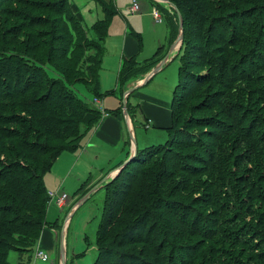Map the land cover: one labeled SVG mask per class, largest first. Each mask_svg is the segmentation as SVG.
I'll return each instance as SVG.
<instances>
[{
    "label": "trees",
    "instance_id": "1",
    "mask_svg": "<svg viewBox=\"0 0 264 264\" xmlns=\"http://www.w3.org/2000/svg\"><path fill=\"white\" fill-rule=\"evenodd\" d=\"M13 1L54 11L58 31L63 32L57 35L52 20L23 7L0 10V264H11V250L20 254L17 264H28L24 255L31 253L48 223L45 173L63 150L80 146L83 125L95 127L103 117L104 111L81 97L76 85L85 84L95 98H103L99 73L105 50L103 37L87 35L77 3ZM170 1L182 13L184 28L170 136L165 143L138 147L134 159L102 185L105 196L93 264H264V237L255 235V224L245 222L242 212L256 221L254 205H244L264 194L253 193L246 200L242 184L249 179L228 174L234 166L240 176L243 157L240 145L229 146L230 134L248 126L245 136L251 139L262 126L251 106L258 99L264 102V0ZM111 2L103 0L107 16L94 23L101 34L113 13ZM37 24L48 26L51 33L34 31ZM169 26L173 42L178 35L173 17ZM132 34L140 39L137 31ZM161 51L162 46L143 62L135 55L125 58L120 83L125 87L147 73L163 58ZM95 184L85 181L79 196ZM191 187L193 194H202L193 195L194 204L206 205L212 213L204 215L206 211L181 203L180 196ZM238 201L242 211L227 215ZM160 206L163 211H156ZM165 208L172 209L176 223L167 219ZM186 236L189 241H182Z\"/></svg>",
    "mask_w": 264,
    "mask_h": 264
},
{
    "label": "rangeland",
    "instance_id": "2",
    "mask_svg": "<svg viewBox=\"0 0 264 264\" xmlns=\"http://www.w3.org/2000/svg\"><path fill=\"white\" fill-rule=\"evenodd\" d=\"M71 1L80 6L89 38L99 40L103 37L102 45L105 50L99 73V86L101 91L104 93L103 98H99L102 104L96 102V98L92 95V89H90L91 87L89 88L85 84H77V92L81 97L90 101L93 106L104 111V108L107 110H113L122 105L121 111L124 112L126 108L128 114L134 116L139 110V115L134 120L135 133L133 135V138L139 145L138 147L144 148L152 144L165 143L170 136L167 129L170 125L166 127L165 125L158 126L156 125V123H158L156 118H159L160 120L164 119V121H166L167 118L170 119L171 102L174 97L175 88L179 82L180 59L178 55L182 53L183 48V40L180 45H177L175 48L173 47V44L180 36L181 29V21L174 4L170 0H137L140 5L142 4L141 9L138 12H133L131 6L134 4V0H112V5L110 7H113V13L109 16L106 33L101 34L95 30L94 23L100 19L104 20L107 16L103 0ZM151 1L154 3V6L151 5ZM12 5L19 8L23 7L29 10V13L32 15H45L47 22L48 19L50 21L52 20L50 24L53 26V32H57V35L59 34L60 31H58V23L56 24L54 21V19H59V17L54 11L48 10L46 7L43 8V6L26 7L21 3H15L13 0H7L0 3V10L5 6L10 7ZM153 7H159L161 9L164 17L163 22L155 20L152 13ZM208 12L211 15H214L212 10H208ZM165 16L167 18H165ZM170 17H173L175 23L178 25V35L173 42H168V21H170ZM59 25L60 28L63 29L62 22L59 23ZM47 27L48 26L42 24H37L33 25L32 29L34 31L39 29L47 31L46 29H48L49 33H51L52 30ZM194 27L195 33L197 25ZM132 29L139 33L140 39L132 34ZM60 33L63 32L61 31ZM64 33L66 34V32ZM128 45L134 49L133 51L136 53V58L139 61H144L145 59L152 57L161 46H163L162 56H164L147 73L141 75L135 80H130L127 84L132 85L125 89V87L118 80V76L123 64L122 59L124 49ZM192 54L195 55L197 52H192ZM168 57L171 58L164 63L163 68L156 75H154L149 82L140 85L138 89L136 88L135 91L130 93V96H128L129 99L127 97V103L125 106V90L129 91L138 82L144 80L146 76L150 75L152 71H154L155 68ZM260 87H264V71L262 79L260 80ZM204 97L202 99H204ZM139 105H141V107ZM138 107H140L145 113H142L141 109H138ZM251 107L254 109V112L258 117L260 125H262L253 132V138L249 139L245 136L248 126H245L243 131L233 132L230 134L232 135L231 137H229L230 135L228 136L229 146L234 145L235 147H238L240 145L239 155H243L239 168L240 176H237L238 170L234 166L229 168L230 172L228 174L238 178L243 177L245 179H249L248 183L243 182L242 184V188L244 189L243 195L246 200L248 197H251L253 193L256 195L258 193L264 194V167L261 166V162H264V102H262V99H258L257 104ZM146 112L153 116L156 122H150V126L148 127L146 126ZM82 129L84 131V135L81 138L80 146L76 149L63 150L57 157L51 170L46 172L44 175L47 189L50 192V201L47 209V220L49 221V224H59V226L62 227V225L65 224L67 216L69 217L70 211L72 213V209L76 207L84 197V194L81 197L78 194L83 183L88 181L89 185L91 182H95L101 178V170L104 169L107 171L110 166L112 167L116 165L123 157H125V152L130 150V143L132 141L129 137V133L126 135V144L121 141V143H118L117 146H114L111 143L107 145L105 143L106 141L100 137V134H94V127L86 128L83 125ZM221 138H224V136H221ZM207 140L211 141L209 138H207ZM219 140L220 139H218V141ZM233 152L235 153L234 149ZM236 159H238V156ZM232 164L233 162L229 163V165ZM151 165L152 163H150L149 166ZM171 165L175 167L177 164L173 163L172 160ZM172 166H169V169L173 171L174 168ZM179 174L185 177L187 176V174L181 170L179 171ZM217 175L218 174H216V176ZM200 179L202 180V178ZM99 182L100 183L98 185H96L97 183L95 184L94 187H96V190L92 192L91 196L71 214L65 227L63 241H65V250L69 254V264H93L97 258V230L102 217V203L105 196L104 189L100 187L101 185H104V182ZM196 183L197 182L194 184ZM251 183H255V186H251ZM250 187H256V191L252 192L253 190ZM92 189L93 187L85 194L89 193ZM194 191L195 190L191 187L189 192L182 194L180 196V200L182 201L181 203L185 206L198 209L201 213L206 211L204 215H209V212L212 213L210 207L206 205L194 204ZM62 193H66L68 195V199L61 207L58 201V196ZM201 195L202 194H196L195 197ZM222 196L223 194H221V197ZM257 198L258 199H254V201H246L244 205V207L246 204L254 205L256 221H252L251 216L246 215V211H242L243 205L240 201H238L235 208H232L230 211L227 209L225 213L232 216L236 215L238 211L244 212L245 222L251 221L255 224V235L257 236L259 233L264 237V197ZM217 207L220 209L219 206ZM161 209L162 206L157 208L156 211H161ZM214 209V211H217L216 208ZM171 212L172 209L170 208L164 209V214H166L167 219L170 218L171 221L176 223V219L171 216ZM216 217L217 214H215V218ZM170 227L171 223H169V228ZM50 228L53 232L56 231L57 235L60 233V229L52 226H50ZM161 229L164 230L163 232H166V228L161 227ZM50 240L51 236L48 241L50 242ZM182 241H189V237H184ZM37 242L33 247V251H31L30 254L24 255V260L26 261L28 259V264H52V260L43 261L42 259H39V257L36 258ZM139 247L138 249H140ZM182 247H186V245L183 244ZM72 253H77L76 257H73ZM59 254L61 255V252ZM7 259L11 264H17L20 260V254L18 251L11 250L8 252ZM55 259H57V256Z\"/></svg>",
    "mask_w": 264,
    "mask_h": 264
},
{
    "label": "crops",
    "instance_id": "3",
    "mask_svg": "<svg viewBox=\"0 0 264 264\" xmlns=\"http://www.w3.org/2000/svg\"><path fill=\"white\" fill-rule=\"evenodd\" d=\"M152 2V1H151ZM154 6V3L152 2V4ZM142 6V4H141ZM159 8V7H158ZM160 9V8H159ZM161 11V9H160ZM162 12V11H161ZM163 14V13H162ZM164 18V17H163ZM165 18H167L165 16ZM168 20V19H167ZM163 22V21H162ZM169 23V21H168ZM134 30V29H132ZM136 31V30H135ZM169 32H170V26H169ZM168 32V33H169ZM168 42H169V37H168ZM129 44V43H128ZM163 48V46H162ZM134 49H132L129 45L125 47L124 49V53H123V59L122 61H124L125 58L127 57H132V56H136V53L133 51ZM162 51H161V55H162ZM164 56V55H163ZM162 56V57H163ZM150 58V57H149ZM171 58V57H170ZM169 58V59H170ZM139 61V60H138ZM139 62H143V61H139ZM161 70V69H160ZM156 75V74H155ZM154 77V76H153ZM152 77V78H153ZM151 78V79H152ZM150 79V80H151ZM142 81V80H141ZM140 81V82H141ZM138 82V83H140ZM137 83V84H138ZM136 84V85H137ZM132 84H127L125 86V89H127V87H130ZM139 88V87H138ZM137 88V89H138ZM136 90V89H135ZM133 90V91H135ZM127 90H125L126 92ZM124 92V94H125ZM130 96V95H129ZM129 99V97H128ZM98 103L99 104H102L100 102V99L98 98ZM132 105V104H131ZM133 106V105H132ZM136 106V105H135ZM141 107V105H139ZM140 107H138V109H141ZM105 111H104V114H103V117L102 119L99 121V123L94 127L93 129V133L94 134H100V137L102 139H104V141H106L105 143L107 145H109L110 143L113 144L114 146H117L118 143H121L124 142L125 144L127 143L126 142V135L127 133H129V137L131 138V141H132V137L135 133V124H134V120L135 118L139 115V110L135 113V117L134 116H131L129 115V117L125 116L124 112L121 111L119 113H108L107 111H111V110H107L106 108H104ZM107 110V111H106ZM141 112L142 113H145L143 112V110L141 109ZM145 118H146V121H147V124L146 125H149L150 126V122H155V118H153V116L149 115L147 112L145 114ZM156 121L158 123H156V125L160 126V125H165L166 126H169L170 123H171V116H170V119L167 118L166 121L163 120H160L159 118H156ZM104 128V129H102ZM137 143V142H136ZM138 145V143H137ZM139 146V145H138ZM133 149V143L131 142L130 143V150H128L127 152H125V157H123L116 165L114 166H110L109 169L111 168H116L118 166L119 163H122L123 161H125L129 156H130V153H131V150ZM120 165V164H119ZM112 171V170H111ZM111 171L109 173L105 172V170H101V175L102 177L99 178L98 180H96L95 182H92V183H97L96 185H98L100 182L99 181H103V179L109 175L111 173ZM102 187V185L100 186ZM99 187V188H100ZM85 195V194H84ZM91 196V195H90ZM71 209V208H70ZM70 211V210H69ZM76 211V210H75ZM69 217L67 216L66 218V221H65V224L62 225V227L59 226V224H49V221L48 223L44 226L42 232H41V235L38 239V242H37V251L39 250H42L46 253L49 254L50 258L49 260H52V264H63L62 262V245H63V235H64V231H65V227L67 225V222L69 221ZM50 226L52 227H56L57 229H60V233H58L57 235V232L54 231L50 228ZM59 231V230H57ZM47 236H48V239L49 237L51 236V240L50 242L48 241L47 239ZM59 237H60V241H59ZM57 240H58V244H57ZM33 251V250H32ZM36 251V253H37ZM61 252V255L59 254ZM73 254V257H76V254L77 253H72ZM57 256V259H55ZM59 256V257H58ZM66 257H67V264H69L70 262V259H69V254L68 252H66ZM38 258V257H36ZM41 259V258H39ZM59 260V261H58ZM45 261V260H43ZM48 261V260H46Z\"/></svg>",
    "mask_w": 264,
    "mask_h": 264
},
{
    "label": "water",
    "instance_id": "4",
    "mask_svg": "<svg viewBox=\"0 0 264 264\" xmlns=\"http://www.w3.org/2000/svg\"><path fill=\"white\" fill-rule=\"evenodd\" d=\"M164 1H168V0H164ZM174 7L177 9L178 11V14H179V18H180V21H181V29H180V36L178 38V40L173 44V47H177V45H180V43L182 42L183 40V33H184V28H183V17H182V14L179 12L178 10V7L174 4ZM168 58H165L156 68L154 71H152V73L148 76H146V78L144 80H142L140 83H138L137 85H135L132 89H130L129 91H126L125 92V98H124V105L126 106V103H127V97L130 95V93L135 90L136 88H138L140 85H143L147 82L150 81V79L155 75L157 74L160 69L163 68V65L165 62H167ZM124 114L125 116L129 117V114H128V111L127 109L125 108L124 110ZM132 143H133V149L131 150V153H130V156L125 160L123 161L120 165H118L116 168H114L111 173L109 175H107L104 179H103V182H108L110 179H114L121 171L122 169L128 164L130 163L134 157L136 156L137 154V150H138V145L136 143V140L132 137ZM96 190V187H93V189L84 195V197L81 199V201L78 203V207L80 205H82L89 197L90 195L92 194V192H94ZM65 241H63V245H62V262L63 264H67V257H66V250H65V244H64Z\"/></svg>",
    "mask_w": 264,
    "mask_h": 264
},
{
    "label": "built area",
    "instance_id": "5",
    "mask_svg": "<svg viewBox=\"0 0 264 264\" xmlns=\"http://www.w3.org/2000/svg\"><path fill=\"white\" fill-rule=\"evenodd\" d=\"M131 9L133 12L140 11V9H141L140 3L137 0H134V4L131 6ZM152 13H153L156 21H158V22L163 21V15H162V13L158 7H153ZM96 102H98V99H96ZM148 126L149 125H147V127ZM67 199H68V195L66 193H62L60 196H58V201H59L61 207L64 205V203L66 202ZM36 256L41 258L42 260H45V261L49 260V258H50L49 254L42 251V250L37 251Z\"/></svg>",
    "mask_w": 264,
    "mask_h": 264
}]
</instances>
